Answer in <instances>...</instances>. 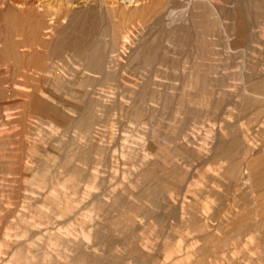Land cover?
Returning <instances> with one entry per match:
<instances>
[{
  "label": "rangeland",
  "instance_id": "rangeland-1",
  "mask_svg": "<svg viewBox=\"0 0 264 264\" xmlns=\"http://www.w3.org/2000/svg\"><path fill=\"white\" fill-rule=\"evenodd\" d=\"M149 1L157 10L123 20L137 57L105 76L81 78L76 59L73 82L0 80V130L21 128L12 115L42 114L28 117L32 141L23 148L0 145V264H264V210L252 203L264 188L251 192L240 175L243 142L263 139L264 0ZM102 19L81 15L62 34L52 54L64 70L73 49L115 32L118 18ZM4 71L0 64V79ZM98 99L110 106L97 110ZM72 107L93 117L102 147H91L79 116L72 127L64 115ZM75 131L76 144L61 145ZM13 153L30 158L28 167L17 170ZM256 207L259 219L243 221Z\"/></svg>",
  "mask_w": 264,
  "mask_h": 264
},
{
  "label": "bare ground",
  "instance_id": "bare-ground-1",
  "mask_svg": "<svg viewBox=\"0 0 264 264\" xmlns=\"http://www.w3.org/2000/svg\"><path fill=\"white\" fill-rule=\"evenodd\" d=\"M155 7L156 6H155L154 1H149L147 4H144L143 0H0V64H2L4 66V68H5L4 73L6 74L4 77H1L0 80L6 81L10 77H15V78L21 77L24 79H28L29 81H31L33 79H38L40 81H44V82L51 83V84H54L55 82L62 83L63 81L69 82V81H72L73 78L76 79V68L73 67L76 65V59L78 61V64L83 67V69L81 68V71H79V72L77 71L79 73L78 75L81 78H83L85 80H90V79H95L96 75H98V74L105 76L108 73L109 69L114 64L121 63L125 59L129 60L133 57H137V55H138V53L135 52L136 50L133 49L136 47V45L138 43L134 44V42H133L132 44L135 46H130L131 44L128 43L127 39L130 37V35H127L126 31L123 30V20L124 21L126 19H127V21L133 20L135 17H137L141 14H144V16H147V15L151 14V13L147 14L148 12L156 9ZM94 11H97L102 15V17H103L102 21L104 20V24H106V25H107V23H109L110 20H113L110 22L114 23V20H115L114 18H118L119 22L114 23L115 32L112 31L110 33V35L107 33L108 34L107 37L103 38L100 44H94V45L87 46V47H81L78 49L77 52H76L77 49L76 50L73 49L72 50L73 52L71 54H68L69 58L67 60V63H68V65H70L72 67V70L70 69V71H66L60 66V63H59L60 61L59 62L57 61L58 60L57 58H59V57L53 56L52 51L54 52V50H52V49L58 43L62 34L66 31H68V29L73 28V26L76 22V17H79L81 15H86L88 13H93ZM145 12H146V15H145ZM153 12H155V11H153ZM111 26H113V24H111ZM124 26H125V24H124ZM108 27H110V26H108ZM131 29L132 28H130V30ZM71 32H73V31H71ZM104 34H103V37L105 36ZM74 39H76V37ZM69 41H70V39H69ZM134 41H136V40H134ZM131 42H132V40H131ZM128 44H130V45H128ZM126 45H128V48H132V50H134L133 51L134 53H132V55H130V56L127 54L129 51L128 52L124 51V47ZM61 50H63V49H61ZM62 63L64 64V62H62ZM65 63H66V61H65ZM10 68H12V70ZM2 81H0V83ZM47 83H44V84H47ZM12 90L14 92L24 91V94H26L25 88L23 90L22 87L20 88L17 85L14 86L12 88ZM7 92H10V89L7 90ZM19 92H17V93H19ZM43 92H45V90ZM46 93L47 92H45V94ZM33 95L34 94H32V96ZM21 96L24 97L22 92L20 94V97ZM25 96L27 97L30 95H25ZM32 96H30V97H32ZM40 96L42 97L41 94H40ZM33 97H35V96H33ZM35 98H34V100H37ZM246 98L248 99V97H246ZM27 99L29 100L30 98L27 97ZM31 100L32 99H30V101ZM39 101H41V100H37L38 103L36 102V104H39ZM34 103H35V101H34ZM29 104H31V103H29ZM42 105L46 106V103H44ZM39 106H41V104H39ZM109 106H110V104L104 100L98 99L95 102V108L97 110L106 109ZM5 108H10V107L7 104L5 106ZM244 108H245V106H244ZM233 109H235V108H233ZM247 109H246V112H247ZM27 111L28 110H26L23 113H21L20 115H18L17 119H14L15 116H13V115L12 116L9 115L10 117L8 115H6V118H7V116L9 117V118H7L8 121L10 118H11L10 120L13 119L14 122H18V124H21V128L17 131L16 130L10 131V129L8 130L7 128H5V130H3L4 128L2 130H0V145H6L7 146V144H10V145L15 144L16 146L20 145L21 147H18V149L19 148L21 149V148H23L22 145H24L23 144L24 141H27V142L30 140L32 141L31 133L33 131L32 130L33 126H31L32 123H28V117L32 118V122H36L37 119H40L39 115H42V114L40 113L38 115V113H36V112L31 114L30 112L32 110L28 113H25ZM94 111H95V109H94ZM78 112H79V115L78 114L76 115V107H74V108L72 107L68 112H65L64 115L66 114L67 119L69 120L70 124L73 125L72 127H74V128H76V116H79V118L77 119V124L80 127H82L83 129H85L86 134H88V136H89L88 140L91 143V147L92 146L102 147L101 144L98 143L97 137L93 134L95 132L92 130L93 126H95L94 124H96L95 123L96 121L95 122L93 121V117H90L89 119L85 118L86 115H89V114H87V110L79 109ZM13 114H15V113H13ZM254 116H255V114H254ZM67 122H66V124H67ZM235 126H234V128H235ZM67 130H69V129H67ZM235 131L237 132V130H235ZM48 132H50V131H48ZM51 132H52L51 134L54 133L53 130ZM56 133H59V131L58 132L56 131ZM258 134L263 139H260L259 137H255V140H252L251 143L243 142L244 143V149L241 152V157L244 160V165H243V167L241 166V174H240L241 175V181H242L243 185L248 184V187L251 190V192H254V188H256V187H259V188L261 187V189L264 188V164L262 161H260V163H259L260 165L257 162L259 160V159H257V157L259 158V154L262 151H264V127L261 128V130L258 132ZM47 135H48V133H47ZM64 135L62 134L61 137ZM232 135H234V134H232ZM46 137H49V136H46ZM63 138H65V137H63ZM249 139H250V137H249ZM258 142H260V143H258ZM73 143H74V145L76 144V131H75V133H72L68 137V140L66 139L65 141H62L61 145H63V144L70 145ZM229 145L231 148L226 153V155H227L226 158H228V159H230V161H232V153H233V156L237 155L238 149L234 148V151L232 150V142ZM233 146L235 147L236 144H234ZM258 146L260 149L258 148ZM16 151H17V149L15 150V152ZM263 153L264 152H262V154ZM19 154L20 153H18V154L13 153L14 162H15V165H17V170H18V167L20 168V167L25 166V165L27 166V163L30 160V158L28 161H27V159L25 160L24 157L22 155H19ZM68 155H70V154H68ZM247 156H250L251 158L247 159ZM25 158H26V156H25ZM70 158H71V156H70ZM11 162H12V160H11ZM32 162H33V160H32ZM32 162H30V163H32ZM65 162H66V159H65ZM8 164L11 165L10 163H8ZM12 164H14V163H12ZM15 165L13 166V168H15ZM29 165H33V163L29 164ZM69 165H70V163H69ZM69 165H67V166L70 167ZM258 166H259V168H258ZM2 167H3V165H2ZM29 168H30V166H29ZM62 168H63V166H62ZM222 169L223 168L221 167V170ZM25 170H27V169H25ZM69 170H70V168H69ZM20 171H21V168H20ZM38 172H39V169H38ZM32 173H33V169H32ZM236 174H237V172H236ZM33 176H34V174H33ZM12 188H15V187H12ZM25 188H27V187H25ZM17 189L19 190L20 188H17ZM24 189H22V190H24ZM27 189H25V190H27ZM52 189H53V187H52ZM18 190H16V192L14 191L15 194L17 192L18 193L22 192V191H18ZM12 191H13V189H12ZM24 192H23V194H24ZM11 193H13V192H11ZM194 193H196V192H194ZM17 194H16V196L21 197V196H19L21 193H19V195H17ZM13 195H14V193H13ZM33 195H36V193ZM24 197L27 199V196H24ZM24 197H23V199H25ZM32 197H34V196H32ZM250 197L252 198L253 196L250 195ZM39 199H40V197H39ZM252 203L254 205H256L258 208L262 207V209L264 210V197H261L260 200H258V198L257 199L253 198ZM258 203H259V205H257ZM257 207H256V209H254L255 213H253V215H251V213H246V214H244V216H241L242 220L243 221L246 219L249 220V218H251L252 216L255 217L256 219L258 217V219H259L260 214L258 212ZM8 211L11 212V210H9V208H8ZM8 211L5 212V210H4L5 213H7ZM13 211L15 212L16 210H13ZM17 213H19V212L17 211ZM1 214L3 215L2 212H1ZM1 214H0V216H1ZM6 215H8V213ZM11 215H13V214L11 213ZM15 215L13 216L14 218H15ZM23 216H24V214H23ZM5 217H7V219H8V217L11 218V216H5ZM25 217H27V216H25ZM16 219H17V217H16ZM4 220H6V218ZM243 221H242V224H243ZM21 230H22V228H21ZM18 231H19V228H18ZM23 233H25V232L23 231ZM258 246H260V245H258ZM259 250L260 251L257 252V257L259 260H264V245L260 246ZM93 252H95V250H93ZM257 257H256V259H257ZM53 264H61V263H57V262L53 261Z\"/></svg>",
  "mask_w": 264,
  "mask_h": 264
}]
</instances>
